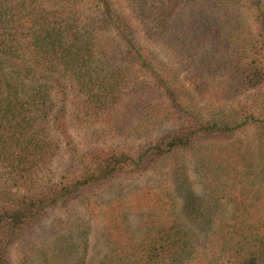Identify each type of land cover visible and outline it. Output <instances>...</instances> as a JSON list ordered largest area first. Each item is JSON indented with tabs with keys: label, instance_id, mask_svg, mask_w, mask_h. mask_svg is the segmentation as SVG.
<instances>
[{
	"label": "trees",
	"instance_id": "16d2710c",
	"mask_svg": "<svg viewBox=\"0 0 264 264\" xmlns=\"http://www.w3.org/2000/svg\"><path fill=\"white\" fill-rule=\"evenodd\" d=\"M252 126L258 153L215 147ZM163 167L171 192L131 179ZM90 191L97 257L61 214ZM212 225L264 264V0H0V264H190Z\"/></svg>",
	"mask_w": 264,
	"mask_h": 264
},
{
	"label": "rangeland",
	"instance_id": "374dc122",
	"mask_svg": "<svg viewBox=\"0 0 264 264\" xmlns=\"http://www.w3.org/2000/svg\"><path fill=\"white\" fill-rule=\"evenodd\" d=\"M230 104L222 106V104H213V103H205L202 104V109L207 114H212L214 112H219L221 109L228 107ZM209 116V115H208ZM256 129L255 127H249L245 130L238 131L232 138L221 141L219 143H215V147L221 149L231 148L235 144L239 142H243L244 144H251L254 151L258 153L259 147L256 142ZM79 139V138H78ZM214 147V144L209 142H205L202 144H198L195 148L187 150L181 153V156L184 158L186 165L188 166L189 176L191 181H195L194 174L192 172V166L194 164L195 158H198L199 155L206 153L209 149ZM139 178H131L135 179L134 182H142L150 180L152 184L158 187V190H163L165 192H171L172 185H171V177L168 171V167H163L158 169L157 171H152L145 173L141 176H137ZM195 191L200 192L198 186L195 185ZM89 196L92 200H95L97 206L93 212L86 211L83 206L79 202H69L66 205H63V211L61 212L62 215L68 217L70 215H81L84 218H87L90 222L91 232L89 236V244H90V251L91 254L97 257L102 250H103V238H102V227L104 221V214L98 205L97 199H94L92 192H89ZM59 214V215H61ZM50 218V217H49ZM184 218V217H183ZM48 220V218H47ZM218 222V219L216 220ZM215 222V223H216ZM214 223V225H215ZM214 225L211 226L209 231H201V238L199 240V250L195 260H193L190 264H225V261L222 259L219 249L213 247L211 243H209L210 236L212 232H214ZM206 227V226H205ZM204 227V230L207 229ZM195 231H199L198 228L194 227ZM23 246L22 241H18L13 247V260L14 264H19L20 260V248Z\"/></svg>",
	"mask_w": 264,
	"mask_h": 264
}]
</instances>
